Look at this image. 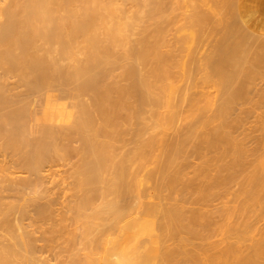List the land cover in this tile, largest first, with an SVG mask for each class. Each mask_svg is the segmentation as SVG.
I'll use <instances>...</instances> for the list:
<instances>
[{"label": "bare ground", "instance_id": "obj_1", "mask_svg": "<svg viewBox=\"0 0 264 264\" xmlns=\"http://www.w3.org/2000/svg\"><path fill=\"white\" fill-rule=\"evenodd\" d=\"M123 1L0 0V264H264V0Z\"/></svg>", "mask_w": 264, "mask_h": 264}, {"label": "rangeland", "instance_id": "obj_2", "mask_svg": "<svg viewBox=\"0 0 264 264\" xmlns=\"http://www.w3.org/2000/svg\"><path fill=\"white\" fill-rule=\"evenodd\" d=\"M121 1H122V3L124 2L123 0H118V2H121ZM174 1L176 2L177 0H174ZM179 1H180V3H179ZM179 1H178V3H175V2H174V3H173V4H174L173 6H175V4H176V6H177V5H180V4L182 5L181 0H179ZM182 2H183V1H182ZM122 3H121V5H122ZM184 3H185V2H183V4H184ZM119 5H120V4H119ZM123 5H125V6L127 7V9H129L128 7H130V5H126V3H124ZM123 5H122V6H123ZM173 6H172V8H173ZM176 6H175L174 8H176ZM182 6H183V5H182ZM182 6H181V8H180V6L177 7V9L180 8L183 12L186 11L184 8L187 9V7H186L187 5H185L184 8H182ZM199 6H202V5H199ZM202 7H203V6H202ZM130 9H131V7H130ZM177 9H175L173 12L177 11ZM183 9H184V10H183ZM189 9H190V8H188L187 10H189ZM181 10H179V11H181ZM179 13H180V12L177 11V14H179ZM180 14H183V13L181 12ZM187 14H188V13L186 12V15H187ZM172 15H174V14L172 13ZM175 15H176V14H175ZM175 15H174V16H175ZM184 15H185V12H184ZM184 15H180V16L177 15V16L179 17V18L177 17V19H182L181 16H184ZM172 17H173V16H172ZM172 17H171V19L174 20V17H173V18H172ZM177 19L175 20L177 23H180V21H181V23L183 22V21H182L183 19L180 20V21H179V20L177 21ZM175 24H176V23H175ZM176 25H177V24H176ZM176 25H174V26L176 27ZM178 25H179V24H178ZM175 27H172V28H175ZM139 30H140V29H139ZM172 30H173V29H172ZM173 31H174V30H173ZM215 35L218 37V39H216V38H215L216 36H214V34H213V37H212V38L210 37V38L212 39V40H211V43H214V42H215V41H213V40H214L213 38H215L216 41H217V40H219V38L221 37V36L219 37V35H221V33H216ZM177 36H178V35H177ZM138 37H139V36H138ZM138 37L135 36L134 38H138ZM170 38H172V36H170ZM210 38H209V39H210ZM207 44H209V45H206V46H205L206 48L209 47V46L211 45L210 42H208ZM212 45L214 46L215 43L212 44ZM212 45H211V46H212ZM211 46H210V48L213 47V46H212V47H211ZM210 48H207V49L209 50ZM210 90L212 91V89H210ZM213 91H214V90H213ZM213 91H212V92H213ZM245 108H247V107H245ZM253 113H254V112H253ZM244 116H245V115H244ZM243 118H244V117H243ZM263 118H264V109L255 112V114H251V116L248 115L247 118L245 117V119H246V121L244 120L245 123L242 121L241 124H245V125H244V128H245V129H244V128L242 129L241 126H243V125H241V126H240V127H241L240 130L242 129V131H243L242 133H243V134H244L246 131H247L248 133H250V138H252L251 136H253V139H251L252 142L250 141L251 143H253L254 140H257L258 138H257V139H255V138H256V136L259 135V139H258L257 141H255V143H253L251 146L248 145V144H250V142H248L250 139L247 138L248 140H247V139H246V140H247L248 144L246 145L245 148H247L248 146H249V147L255 146V144H257V143H258V146H259V144L263 141V139H262L261 137L263 136V138H264V133H262V135H261V131H260L261 128H260V130L258 131V128H259L260 126H262V123H263L262 121L264 120ZM190 120H191V119H188V118H186V117H185V118H182V121H181V122H178L176 125H174L173 127L169 128L167 131H165V132H163V133H160V135H159V137L157 138V140H159V141H164V143H165V142L167 141V139L170 137L171 134H173L178 128H180V126H185V125L189 124V123L191 122ZM263 124H264V123H263ZM213 125H214V124H213ZM213 125L210 126V127H213ZM214 126H216V125H214ZM262 127H263V126H262ZM246 129H247V130H246ZM248 129H250L251 131H248ZM238 130H239V129H238ZM245 130H246V131H245ZM252 130H254V131H258V132H255V134H254V133H251ZM262 130H263V129H262ZM238 132H239V131H238ZM238 132H237V133H238ZM247 132H246V133H247ZM237 133L234 134V137H236L235 135H237V137H239L240 134L238 135ZM240 133H241V132H240ZM242 133H241V135H240V138L243 137V136H242ZM252 134H253V135H252ZM244 135H246V134H244ZM255 135H256V136H255ZM260 135H261V136H260ZM244 137H246V136H244ZM247 137H249V136H247ZM260 138H261L262 141H260ZM240 140H241V139H240ZM242 140L244 141L245 139H242ZM259 141H260V142H259ZM244 142H246V141H244ZM245 144H246V143H245ZM161 145H164V144H161ZM244 146H245V145H244ZM244 146H243V147H244ZM255 147H257V145H256ZM252 148L254 149V147H252ZM252 148H249V149L247 148V149L250 150V149H252ZM247 149H246V150H247ZM157 153L159 154V152H157ZM148 159H149V158H148ZM150 168H151V167H148L147 170L150 169ZM149 186H151V183L147 184V186L145 187V189H147ZM255 212H256V211H255ZM257 212H258V211H257ZM259 213H261V212H258V213H256V214H259ZM254 228H255V229L252 230L253 233H251V230H250L251 235H249L248 238L250 239V238H252V236H253V237H255V239L257 238V241H258V238L261 237L260 235H262V231H263L262 229H264V217H263V219H261V220L256 224V227H254ZM261 230H262V231H261ZM250 233H249V234H250ZM250 236H251V237H250ZM248 238H247V239H248ZM247 239H246V240H247ZM249 239H248V241H249ZM250 240H254V238H253V239H250ZM248 241L242 242L243 244L246 243V244H244L246 247H245L244 245H242V246L245 247V248L249 247L250 244L247 243ZM250 242H251V241H250ZM248 244H249V245H248ZM243 247H242V248H243ZM243 250H245V249L243 248ZM244 252H248V249H246V251H244Z\"/></svg>", "mask_w": 264, "mask_h": 264}]
</instances>
